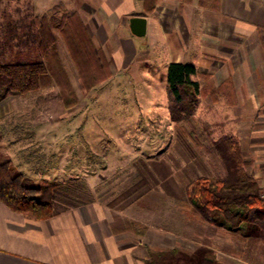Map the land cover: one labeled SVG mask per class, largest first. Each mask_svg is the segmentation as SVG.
Wrapping results in <instances>:
<instances>
[{
  "label": "rangeland",
  "instance_id": "rangeland-1",
  "mask_svg": "<svg viewBox=\"0 0 264 264\" xmlns=\"http://www.w3.org/2000/svg\"><path fill=\"white\" fill-rule=\"evenodd\" d=\"M35 5L24 2L22 9L28 14L38 10L42 17L51 6ZM3 8L1 4L0 13H4ZM60 12L56 16H61ZM27 13L25 22L30 21ZM50 25L79 104L70 110L65 108L55 81L27 98H10L0 107V159L11 160L15 169L41 188L44 199L52 198L50 184L64 183L79 196L60 191L59 198L103 202L114 217L135 218L149 225L153 231L147 241L154 249L178 247L194 252L206 246L223 264H264V236L251 246L249 239L241 233L233 234L227 226L187 217L185 190L190 181L202 176L216 180L224 175L221 160L212 151L214 140L224 132L210 125L205 128L203 120L196 121V114L192 123L171 120L169 101L161 89L168 75L166 53L151 52L158 67L149 64L144 68L145 73L154 69L158 74L155 96L148 93L144 82L138 81L137 71L143 73L138 65L130 72L116 70V79L112 76L88 92L60 29ZM26 30L32 41L35 29L26 26ZM8 31L17 29L0 28L2 63L16 62L12 60L15 50H4L2 44L4 35L11 37ZM133 40L137 50L148 47L146 38ZM25 53L30 55V61H46L37 49ZM165 90L167 95L166 86ZM243 151L251 163L249 171L262 175L264 189L263 164L253 166L255 151L247 143ZM75 183L76 187L71 186ZM156 234L168 240L161 241ZM138 253L145 254L146 249Z\"/></svg>",
  "mask_w": 264,
  "mask_h": 264
},
{
  "label": "crops",
  "instance_id": "crops-1",
  "mask_svg": "<svg viewBox=\"0 0 264 264\" xmlns=\"http://www.w3.org/2000/svg\"><path fill=\"white\" fill-rule=\"evenodd\" d=\"M24 2L51 6L41 17L38 10L24 11ZM1 4L5 11L0 13V28L17 29L8 31L11 37L4 35L2 42L4 50H15L12 60L16 62L31 60L25 50L40 52L41 18L49 15L52 27L61 31L65 14L76 12L95 46L105 53L113 78L116 70L130 72L133 66H142L137 79L155 96L158 74L154 69L144 72L149 64L158 65L151 52L166 53L167 73L172 63L194 66L200 83L196 121L199 118L205 128L223 130L214 142L234 136L242 146L247 143L255 151L253 166H264V0H207L206 4L201 0H0ZM59 10L62 15L56 16ZM26 13L29 22L23 20ZM133 17L148 20V33L142 37L147 39L145 50L136 49ZM26 26L36 31L32 41ZM165 86L162 93L170 102L168 75ZM10 98L22 97L11 96L0 107ZM253 174L262 182L261 174ZM59 207L58 215L39 220L13 211L0 200V264H146L150 250L178 248L150 247L147 240L153 229L135 218L129 219L148 228L144 237L117 233L114 226L119 216L114 217L103 202ZM142 248L145 254L138 253Z\"/></svg>",
  "mask_w": 264,
  "mask_h": 264
},
{
  "label": "trees",
  "instance_id": "trees-1",
  "mask_svg": "<svg viewBox=\"0 0 264 264\" xmlns=\"http://www.w3.org/2000/svg\"><path fill=\"white\" fill-rule=\"evenodd\" d=\"M201 1L207 3V0ZM60 27L88 92L113 76L105 53L95 46L79 13H66ZM39 33L40 52L46 61L0 62V104L11 96L27 98L55 81L60 87L65 108L73 109L79 104V97L66 74L49 15L41 18ZM196 75L197 69L192 65L172 63L169 66V109L171 119L177 124L193 122L200 93ZM184 132L191 134L187 130ZM212 151L220 158L224 175L216 180L202 176L190 181L185 190L188 199L184 203L187 217L218 227L227 226L233 234L241 233L249 239L252 246L264 236V189L249 171L251 163L246 160L243 146L236 137H221L213 143ZM71 186L77 185L75 183ZM49 187L53 189L52 198H42L41 188L15 169L11 160L0 159V200L13 211L45 220L60 213L59 205L75 207L84 203L70 197L69 200L67 197V200L59 198L60 191L66 192L68 196H79L67 184H50ZM116 220L114 231L117 233L128 231L143 237L148 231L139 222L121 217H116ZM146 264L223 263L216 258L211 248L201 246L194 252L178 248L159 252L150 250Z\"/></svg>",
  "mask_w": 264,
  "mask_h": 264
},
{
  "label": "water",
  "instance_id": "water-1",
  "mask_svg": "<svg viewBox=\"0 0 264 264\" xmlns=\"http://www.w3.org/2000/svg\"><path fill=\"white\" fill-rule=\"evenodd\" d=\"M132 33L137 37H145L148 33V20L144 17H133L130 20Z\"/></svg>",
  "mask_w": 264,
  "mask_h": 264
}]
</instances>
